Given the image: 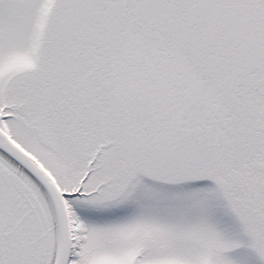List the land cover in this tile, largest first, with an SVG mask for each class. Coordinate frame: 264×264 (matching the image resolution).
Wrapping results in <instances>:
<instances>
[{"label":"snow or ice","instance_id":"1","mask_svg":"<svg viewBox=\"0 0 264 264\" xmlns=\"http://www.w3.org/2000/svg\"><path fill=\"white\" fill-rule=\"evenodd\" d=\"M0 264H264V0H0Z\"/></svg>","mask_w":264,"mask_h":264}]
</instances>
